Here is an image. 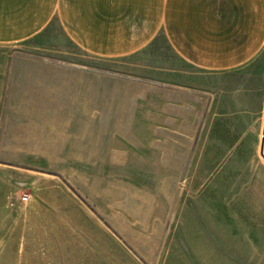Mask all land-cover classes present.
Instances as JSON below:
<instances>
[{"label":"rangeland","instance_id":"obj_1","mask_svg":"<svg viewBox=\"0 0 264 264\" xmlns=\"http://www.w3.org/2000/svg\"><path fill=\"white\" fill-rule=\"evenodd\" d=\"M192 72L0 47V264H264L263 102L201 115Z\"/></svg>","mask_w":264,"mask_h":264},{"label":"crops","instance_id":"obj_2","mask_svg":"<svg viewBox=\"0 0 264 264\" xmlns=\"http://www.w3.org/2000/svg\"><path fill=\"white\" fill-rule=\"evenodd\" d=\"M46 31L96 57L166 49L203 81L192 94L201 115L220 80L232 103L264 108V0H0V47Z\"/></svg>","mask_w":264,"mask_h":264},{"label":"built area","instance_id":"obj_3","mask_svg":"<svg viewBox=\"0 0 264 264\" xmlns=\"http://www.w3.org/2000/svg\"><path fill=\"white\" fill-rule=\"evenodd\" d=\"M22 200H23V201H26V200H27V197H25V196L22 197Z\"/></svg>","mask_w":264,"mask_h":264},{"label":"water","instance_id":"obj_4","mask_svg":"<svg viewBox=\"0 0 264 264\" xmlns=\"http://www.w3.org/2000/svg\"><path fill=\"white\" fill-rule=\"evenodd\" d=\"M263 134H264V125H263Z\"/></svg>","mask_w":264,"mask_h":264}]
</instances>
